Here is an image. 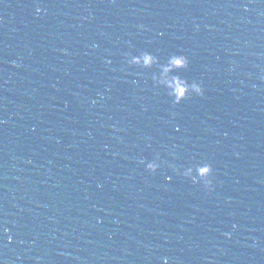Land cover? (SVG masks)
Here are the masks:
<instances>
[{"label":"water","instance_id":"1","mask_svg":"<svg viewBox=\"0 0 264 264\" xmlns=\"http://www.w3.org/2000/svg\"><path fill=\"white\" fill-rule=\"evenodd\" d=\"M0 121V264H264V0H0Z\"/></svg>","mask_w":264,"mask_h":264},{"label":"clouds","instance_id":"2","mask_svg":"<svg viewBox=\"0 0 264 264\" xmlns=\"http://www.w3.org/2000/svg\"><path fill=\"white\" fill-rule=\"evenodd\" d=\"M44 12V9L37 6L36 13L39 15ZM127 63L132 65H140L142 67H151L153 64L158 63V58L153 56L148 52H142L138 56L128 55L126 57ZM188 64V60L184 56H172L168 60L166 66L162 67L161 75L159 77H153L154 86L164 85L167 89H169L168 96L172 99L174 104H180L187 97L189 91H191L196 96L204 95V88L199 83H192L188 85L185 81L180 80L178 77L168 78V73L171 72L175 68L186 67ZM2 123V121H0ZM173 153V157H174ZM159 159V155H157V160ZM145 165V168L151 172L156 173L160 168V164L156 162V160L145 162L143 160L140 161ZM172 167V165H169ZM175 172L183 175L186 178H190L193 183H202L204 188L209 191H214V170L212 165L203 164L197 165L195 168H189L184 171H180L179 169H174ZM170 179V178H169ZM7 231V229H5ZM11 239V237H9ZM165 264H167V260H165Z\"/></svg>","mask_w":264,"mask_h":264}]
</instances>
